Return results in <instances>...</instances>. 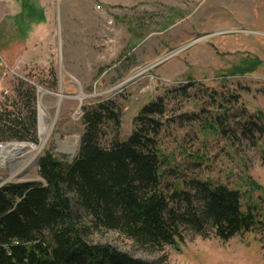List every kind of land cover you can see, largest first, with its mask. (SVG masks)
Segmentation results:
<instances>
[{
    "label": "rangeland",
    "instance_id": "obj_1",
    "mask_svg": "<svg viewBox=\"0 0 264 264\" xmlns=\"http://www.w3.org/2000/svg\"><path fill=\"white\" fill-rule=\"evenodd\" d=\"M259 62L252 73H233ZM20 81L35 87L37 118L42 103L52 130L45 143L39 123L38 143L0 140L36 147L18 155L14 176L0 161V187L41 182L38 162L47 151L72 161L84 104L115 100L127 139L142 108L165 97L164 186L191 192L202 181L239 190L259 223L228 241L187 230L179 247L163 252L115 231H91L85 240L149 263L264 264V190L250 182L264 189V134L252 127H264V0H3L0 106L9 97L26 116L32 95L20 99ZM73 214L85 218L75 205Z\"/></svg>",
    "mask_w": 264,
    "mask_h": 264
},
{
    "label": "trees",
    "instance_id": "obj_2",
    "mask_svg": "<svg viewBox=\"0 0 264 264\" xmlns=\"http://www.w3.org/2000/svg\"><path fill=\"white\" fill-rule=\"evenodd\" d=\"M260 64L233 73H252ZM28 92L33 105L26 116L9 97L1 103V141L38 143L36 89L20 81V99ZM166 101L160 97L145 105L127 139L121 137L122 111L115 100L84 104V130L72 161L47 151L38 162L41 182L0 187V264H160L88 243L84 234L115 231L143 249L163 252L179 247L187 230L204 237L213 232L223 241L253 230L259 223L256 210L244 208L239 190L202 181H193L191 192L164 186L159 136ZM252 127L264 134L263 126ZM74 205L86 219L74 216Z\"/></svg>",
    "mask_w": 264,
    "mask_h": 264
},
{
    "label": "bare ground",
    "instance_id": "obj_3",
    "mask_svg": "<svg viewBox=\"0 0 264 264\" xmlns=\"http://www.w3.org/2000/svg\"><path fill=\"white\" fill-rule=\"evenodd\" d=\"M45 94V91H43ZM79 100H82V95L78 96ZM40 137L42 143L46 142V139L50 136L52 130V124L49 123V118L44 111V106L40 103ZM35 145L32 143H21L17 145H8V144H0V161L2 165L8 162V169L14 172L12 176L18 174L20 171L15 170L16 164L20 159H23L24 156H18L22 154V152L28 151L29 153L35 150ZM17 155V156H16ZM15 156L18 159H15ZM18 172V173H17Z\"/></svg>",
    "mask_w": 264,
    "mask_h": 264
},
{
    "label": "water",
    "instance_id": "obj_4",
    "mask_svg": "<svg viewBox=\"0 0 264 264\" xmlns=\"http://www.w3.org/2000/svg\"><path fill=\"white\" fill-rule=\"evenodd\" d=\"M196 42H197V41L192 42L191 45L195 44ZM82 99H83V97H82ZM38 123H39V120H38Z\"/></svg>",
    "mask_w": 264,
    "mask_h": 264
},
{
    "label": "crops",
    "instance_id": "obj_5",
    "mask_svg": "<svg viewBox=\"0 0 264 264\" xmlns=\"http://www.w3.org/2000/svg\"><path fill=\"white\" fill-rule=\"evenodd\" d=\"M3 1V0H0V2Z\"/></svg>",
    "mask_w": 264,
    "mask_h": 264
}]
</instances>
